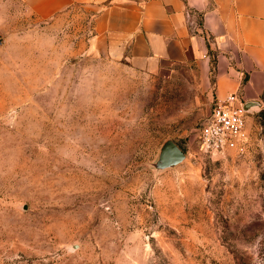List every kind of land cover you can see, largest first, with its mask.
Masks as SVG:
<instances>
[{
	"label": "rangeland",
	"instance_id": "obj_1",
	"mask_svg": "<svg viewBox=\"0 0 264 264\" xmlns=\"http://www.w3.org/2000/svg\"><path fill=\"white\" fill-rule=\"evenodd\" d=\"M92 36L88 12L0 4V264H264V91L211 156L213 77L132 70ZM167 140L186 157L162 168Z\"/></svg>",
	"mask_w": 264,
	"mask_h": 264
},
{
	"label": "crops",
	"instance_id": "obj_2",
	"mask_svg": "<svg viewBox=\"0 0 264 264\" xmlns=\"http://www.w3.org/2000/svg\"><path fill=\"white\" fill-rule=\"evenodd\" d=\"M22 6L39 23L73 9L90 14L93 46L104 58L153 73L195 65L216 100L243 102L264 91V0H0Z\"/></svg>",
	"mask_w": 264,
	"mask_h": 264
},
{
	"label": "built area",
	"instance_id": "obj_3",
	"mask_svg": "<svg viewBox=\"0 0 264 264\" xmlns=\"http://www.w3.org/2000/svg\"><path fill=\"white\" fill-rule=\"evenodd\" d=\"M238 93L216 100L200 129V145L211 156L240 150L247 141V110Z\"/></svg>",
	"mask_w": 264,
	"mask_h": 264
},
{
	"label": "water",
	"instance_id": "obj_4",
	"mask_svg": "<svg viewBox=\"0 0 264 264\" xmlns=\"http://www.w3.org/2000/svg\"><path fill=\"white\" fill-rule=\"evenodd\" d=\"M0 37V44H2ZM257 101H248L244 104V109L249 110L255 106H258ZM186 157L185 151L173 140H167L161 147L160 152V166L162 168H168L180 164Z\"/></svg>",
	"mask_w": 264,
	"mask_h": 264
},
{
	"label": "trees",
	"instance_id": "obj_5",
	"mask_svg": "<svg viewBox=\"0 0 264 264\" xmlns=\"http://www.w3.org/2000/svg\"><path fill=\"white\" fill-rule=\"evenodd\" d=\"M216 70H217V59L214 56V54H212V59H211V76L213 77V82H215Z\"/></svg>",
	"mask_w": 264,
	"mask_h": 264
}]
</instances>
